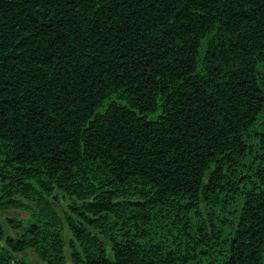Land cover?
Instances as JSON below:
<instances>
[{"label":"trees","instance_id":"1","mask_svg":"<svg viewBox=\"0 0 264 264\" xmlns=\"http://www.w3.org/2000/svg\"><path fill=\"white\" fill-rule=\"evenodd\" d=\"M5 211L0 264H264V0H0Z\"/></svg>","mask_w":264,"mask_h":264},{"label":"rangeland","instance_id":"2","mask_svg":"<svg viewBox=\"0 0 264 264\" xmlns=\"http://www.w3.org/2000/svg\"><path fill=\"white\" fill-rule=\"evenodd\" d=\"M8 217H17V218H21V219H27L29 217V214L26 212H22V211H5V212H3L2 216L0 217V223L3 224L6 220V218H8ZM5 228L8 232L14 233V231L11 230L9 227L6 226ZM18 257L28 258L30 260L31 264H44L37 257V255L31 250H28L22 254H19ZM69 264H71V263L69 262Z\"/></svg>","mask_w":264,"mask_h":264}]
</instances>
